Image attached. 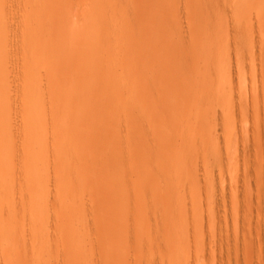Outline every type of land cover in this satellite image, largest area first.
<instances>
[{"label":"rangeland","instance_id":"374dc122","mask_svg":"<svg viewBox=\"0 0 264 264\" xmlns=\"http://www.w3.org/2000/svg\"><path fill=\"white\" fill-rule=\"evenodd\" d=\"M0 264H264V0H0Z\"/></svg>","mask_w":264,"mask_h":264},{"label":"bare ground","instance_id":"6f19581e","mask_svg":"<svg viewBox=\"0 0 264 264\" xmlns=\"http://www.w3.org/2000/svg\"><path fill=\"white\" fill-rule=\"evenodd\" d=\"M162 22V21H161ZM233 107V106H232ZM229 116V115H228ZM244 131V130H243Z\"/></svg>","mask_w":264,"mask_h":264}]
</instances>
